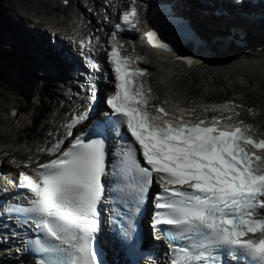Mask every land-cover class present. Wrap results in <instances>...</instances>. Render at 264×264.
I'll use <instances>...</instances> for the list:
<instances>
[{"label": "snow or ice", "instance_id": "1", "mask_svg": "<svg viewBox=\"0 0 264 264\" xmlns=\"http://www.w3.org/2000/svg\"><path fill=\"white\" fill-rule=\"evenodd\" d=\"M137 16L133 4L123 23L134 27ZM145 36L153 47L168 48L158 31ZM108 61L115 82L104 98L110 114L89 133L76 131L89 112L77 113L66 124L67 143L47 149L53 158L39 163L35 175L19 173L28 206L7 211L39 234L23 242L39 256L37 264H103L96 234L106 192L112 240L140 255L135 218L154 184L151 227L167 243V264H264V139H255L250 127L196 118L195 109L187 118L174 116L167 101L152 103L158 99L152 89L136 84L146 70L132 68L116 44ZM88 90L94 100L96 85ZM209 110L228 111V105ZM112 141L120 143L110 151Z\"/></svg>", "mask_w": 264, "mask_h": 264}, {"label": "bare ground", "instance_id": "2", "mask_svg": "<svg viewBox=\"0 0 264 264\" xmlns=\"http://www.w3.org/2000/svg\"><path fill=\"white\" fill-rule=\"evenodd\" d=\"M152 0H77L80 10L90 18L93 23L111 29L107 19L116 18L122 7L130 5L131 2H138V29L124 30L123 37L127 40V54L144 55L138 66L146 70V76L139 80L146 88H151L152 93L158 99L152 103L164 104V107L170 110L174 116L184 115L195 109L196 118L219 117L217 111H205V108L211 109L219 107L220 104H211L208 100V91L213 84H217V79L230 80L236 87L255 84L253 92H257L260 87L264 86V3L259 0H243L235 3L233 0H175L179 2V8L184 11L193 21V26L205 38L215 39L217 42H225L224 37L231 34L230 26H235L246 33V46H234L229 41L227 46L223 44L221 51L217 53L214 61L207 62L188 70L182 61H177L178 54L155 53L154 51L143 52L138 42V35L141 34L140 28H143V17L146 7L144 4H150ZM53 0H0V45H5L4 51L6 68L10 75L14 77V82L26 80L29 87L23 91L25 100L31 98L34 94L42 95L45 93L51 98V103L42 102L45 108H49V114L45 117L51 131L59 129L60 120L66 117L68 108L61 105L59 101L55 104L57 96L62 95L61 83L70 79V62L63 56L62 52L68 46V43L58 37L56 42L50 40V32L54 28H65L72 31L80 28V17L69 13L67 23H61V19L54 18L56 13L52 12L58 9V5ZM92 7L93 10H87ZM67 8V7H66ZM68 9V8H67ZM38 11L37 13H35ZM239 12V13H238ZM141 15V16H140ZM81 29H85L83 26ZM94 28H90L88 33ZM110 32H100V46L104 47L111 40ZM96 37V33L94 34ZM237 37V33L232 34ZM188 48H192L187 44ZM103 57L104 52L99 51ZM144 53V54H143ZM181 53L184 54L183 51ZM157 62V63H156ZM25 67H29L28 70ZM67 67V68H66ZM46 71L42 74L40 71ZM27 71V72H26ZM48 79L45 87H42L41 80ZM112 77L102 89V94L112 85ZM244 82V83H243ZM44 85V84H43ZM254 86V85H253ZM54 90V91H53ZM18 91L13 92L11 99L0 102V114L4 116V124L8 125L3 130L0 129V158L3 160L2 169L5 174H15L19 172H31L38 158L36 152L41 151L38 140H45L49 131H39L36 125L26 122L30 118L22 112L20 115L10 119L9 105L20 106L15 95ZM236 103L234 109L240 111L243 121V127L249 126L251 133L264 137V122L260 117L264 115L262 107L250 109L253 114L244 118L245 113L240 108L243 104L238 97H231ZM218 101V100H216ZM214 102V101H213ZM179 110H184L183 112ZM23 114L25 116H23ZM37 117V115H35ZM249 118V119H248ZM33 119V117L31 118ZM15 120L13 123L8 122ZM11 124L14 125L10 126ZM9 127L17 129L16 132L22 131L23 138L20 135L13 138L10 135ZM14 131V132H15ZM13 133V132H12ZM11 133V134H12ZM15 135V134H14ZM11 137V138H10ZM27 142L22 147V141ZM24 143V142H23ZM8 157L9 160L5 161ZM47 156H41L38 163ZM26 167V165H29ZM9 182L7 179H0V184ZM158 246H162L161 241H157ZM6 247V245H0ZM14 254H17L15 251ZM16 256V255H15ZM10 257L8 253H0V264H21L17 256ZM162 262L165 259L160 256Z\"/></svg>", "mask_w": 264, "mask_h": 264}, {"label": "rangeland", "instance_id": "3", "mask_svg": "<svg viewBox=\"0 0 264 264\" xmlns=\"http://www.w3.org/2000/svg\"><path fill=\"white\" fill-rule=\"evenodd\" d=\"M53 1H55L53 3H56L57 5L61 2V0H53ZM67 8L65 9L67 10L70 9V7H67ZM92 9L93 8H87V10H92ZM37 12L38 11H36L35 13ZM52 13L55 14L54 11ZM4 48H5V45L3 46L0 45V102L11 99L10 97L13 96V92L18 91L15 95H17L16 99L19 100L18 104L20 105L19 107L21 108V113L24 112L25 114L26 112H28L26 115L30 117L26 119V122L27 123L30 122L31 124L34 123V125H36V128L38 127L37 129L41 132L44 130L50 131L51 127L48 124V119L45 117L46 115L49 114L50 109L48 107L45 108L42 102L46 100L45 102L51 103L50 102L51 98H49L45 93H43L42 95L34 94L31 98H28L27 100L23 99L25 98L24 96L26 95L25 93L23 94V91H25V89L29 87V84L25 79L20 80L18 82H14V79H13L14 77L10 75L9 71L6 68L5 62L3 61V58H5V55H6L5 52H3ZM28 68L29 67H25L26 70H28ZM47 81L48 79L41 80L42 87H45V85L47 84ZM255 88H256L255 84H248L247 86L236 87V84L233 83V79L222 80L218 78L217 84H213L211 88L208 89V91L210 92L208 94V96L210 95L208 97V100H210V102H213V101L215 102L216 100H219L222 98L228 99L231 97H238L241 104H243V107L240 109L243 110L245 113L247 112V115L249 117L250 113L253 114V112L250 110L252 108L255 109L258 106H260L262 107L264 111V86L260 87L257 92H253ZM24 114L23 116H25ZM35 115H37V117H35ZM32 117L33 119H31ZM3 118L4 116L0 114V129L1 130H3L4 127L8 126L4 124ZM259 120L264 122V115H262ZM14 121L15 120H10V121H5V122H8V124H10V123H13ZM10 126L14 127L13 124H11ZM10 129L11 128L9 127V130ZM15 130L17 129H11L9 131L10 133L9 136H11L13 139L14 137H16L15 135H18V136L20 135L21 137L19 139L22 140L24 132L22 131L16 132ZM12 132L15 133V135L11 134ZM23 142L25 141L23 140L22 143Z\"/></svg>", "mask_w": 264, "mask_h": 264}]
</instances>
